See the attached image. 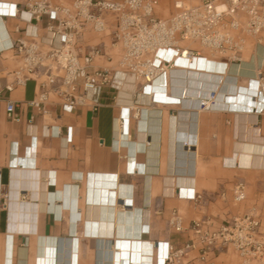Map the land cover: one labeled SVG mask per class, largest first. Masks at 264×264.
I'll list each match as a JSON object with an SVG mask.
<instances>
[{"label":"crops","instance_id":"crops-1","mask_svg":"<svg viewBox=\"0 0 264 264\" xmlns=\"http://www.w3.org/2000/svg\"><path fill=\"white\" fill-rule=\"evenodd\" d=\"M46 22L0 17V264H240L233 247L205 262L196 251L169 262V248L190 237L170 220L177 214L185 227L195 219L222 222L254 210L264 229L259 102L249 110L237 108L249 104L220 97L211 110H201L185 90H174L166 73L149 90L129 78L119 92L106 88L97 104L85 101L71 111L52 96L42 112L33 105L39 80L17 82L19 59L10 46L31 35L51 42ZM88 40L103 41L117 56L110 37L92 33ZM251 61L250 71L246 63L221 64L220 73L247 86L257 72L255 56ZM256 89L246 92L255 102ZM169 94L181 101L165 99ZM10 101L20 122L7 117ZM254 155L263 156L262 165H254ZM238 181L247 186L243 202L232 194Z\"/></svg>","mask_w":264,"mask_h":264},{"label":"built area","instance_id":"built-area-1","mask_svg":"<svg viewBox=\"0 0 264 264\" xmlns=\"http://www.w3.org/2000/svg\"><path fill=\"white\" fill-rule=\"evenodd\" d=\"M158 6V0H72L68 4L26 0L22 5L0 0V17H18L27 23L46 17L45 29L53 37L44 43L31 35L10 46L19 59L17 82L28 77L39 80L33 105L40 111H45L52 96L63 99L65 110L71 111L85 101L97 104L106 88L119 92L129 78L138 84L151 83L175 69L178 60L240 64L256 48H264V0H200L190 6L176 0L167 18L158 15ZM92 33L110 37L117 56L108 53L103 41H89ZM254 80L255 99L264 112V65ZM215 98L212 90L200 102L201 109L210 110ZM6 113L10 121H21L15 102L7 103ZM232 194L236 201H245V182H236ZM170 224L190 237L180 247L169 248V262L180 263L193 251L205 262L210 255L233 247L240 264H264V229L254 210L222 222L195 219L185 227L176 214Z\"/></svg>","mask_w":264,"mask_h":264},{"label":"bare ground","instance_id":"bare-ground-1","mask_svg":"<svg viewBox=\"0 0 264 264\" xmlns=\"http://www.w3.org/2000/svg\"><path fill=\"white\" fill-rule=\"evenodd\" d=\"M188 2H190L189 4H191V5H197V4H199L200 0H188ZM260 49L264 50V48H261V47L256 48L254 50L253 55L246 57L247 60L243 62V63L247 64L244 67L245 70H247V71L252 70L250 64L252 62L251 59L254 56H255V63H254L255 66L253 67V71H257L261 67V66L259 67V50ZM261 58H263V57H261ZM177 62L179 63L178 66L174 70L168 71L167 72L168 76H170V81L173 82L174 90L175 89L181 90V91L185 90V94H189L192 97V99H191V101H192L191 105L192 106L195 104V102L197 103L198 101H199L198 104L200 105V102L206 97L200 98L199 96L201 94H203L204 91H206L208 93L207 96H209V94L212 90H214L216 92L215 101L221 97V99L224 103L231 101L232 104H242V105L249 104V106H247V107L237 106V108H245V109H249V110H252L253 105L258 104L257 101L262 106V104L260 103L259 100H256V102H255V100L249 94L246 93L249 91L251 93V91L257 87V82L254 80L255 77L247 78V86H241V85L239 86L232 81L233 79H235V76H233L231 74H224V73L221 74L220 73L222 70L221 64L225 65L224 67L229 66L230 64L226 65V64L222 63L221 61L204 60V59H197L194 63H187L183 60H178ZM243 63H240V64H243ZM232 65H234V64H232ZM156 81H157V79L151 83L146 82L149 86V88L147 90H149L151 87H153L154 82H156ZM158 88H160V87H158ZM232 89L237 91L235 95H230V94L226 93V91H230ZM242 91H245V92L243 93ZM175 96H174L175 100H179V102H180L181 98L175 97ZM164 98L168 99V100L174 99L172 97V95H170V94L164 95ZM214 105H215V102H214ZM214 105H213V107H214ZM258 152L259 153L263 152V148H261L260 151H258ZM254 157H255V155H254ZM258 158L261 159L260 162H259ZM262 159H263V156H260V157H259V155L256 156L255 160H257V161L254 163V165H257V166L262 165V163H263ZM252 160H253V158H252ZM252 165H253V163H252Z\"/></svg>","mask_w":264,"mask_h":264},{"label":"rangeland","instance_id":"rangeland-1","mask_svg":"<svg viewBox=\"0 0 264 264\" xmlns=\"http://www.w3.org/2000/svg\"><path fill=\"white\" fill-rule=\"evenodd\" d=\"M159 1V6L157 8V13L160 17L167 18L171 15L173 11V5L176 0H158ZM186 5H191L189 4L188 0H184ZM263 57V58H261ZM259 60L262 61L264 60V50L260 49L259 50ZM238 75H243V73H238Z\"/></svg>","mask_w":264,"mask_h":264}]
</instances>
